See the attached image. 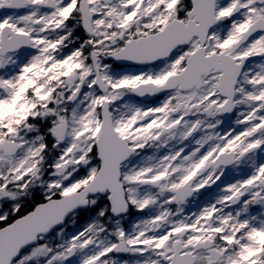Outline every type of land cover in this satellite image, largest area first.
<instances>
[{
	"label": "snow or ice",
	"instance_id": "1",
	"mask_svg": "<svg viewBox=\"0 0 264 264\" xmlns=\"http://www.w3.org/2000/svg\"><path fill=\"white\" fill-rule=\"evenodd\" d=\"M0 264H264V0H0Z\"/></svg>",
	"mask_w": 264,
	"mask_h": 264
}]
</instances>
